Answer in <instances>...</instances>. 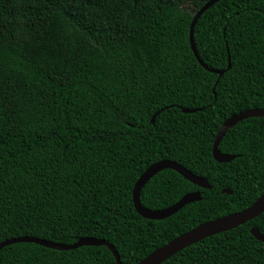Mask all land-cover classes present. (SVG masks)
Here are the masks:
<instances>
[{
	"label": "trees",
	"instance_id": "obj_1",
	"mask_svg": "<svg viewBox=\"0 0 264 264\" xmlns=\"http://www.w3.org/2000/svg\"><path fill=\"white\" fill-rule=\"evenodd\" d=\"M0 0V243L33 237L104 240L120 264L206 221L240 211L264 191V117L244 119L212 145L222 123L264 110V0ZM191 3L195 11L182 8ZM229 64V67H228ZM195 110L184 113L182 109ZM157 113V114H156ZM155 115L154 120L152 117ZM159 210L201 199L161 220L140 216L132 190ZM228 189L230 194L223 193ZM264 213L180 250L161 264H264ZM0 264H116L105 246L0 249Z\"/></svg>",
	"mask_w": 264,
	"mask_h": 264
},
{
	"label": "water",
	"instance_id": "obj_2",
	"mask_svg": "<svg viewBox=\"0 0 264 264\" xmlns=\"http://www.w3.org/2000/svg\"><path fill=\"white\" fill-rule=\"evenodd\" d=\"M218 1L220 0H207L200 7V9L195 13L192 19L191 25H190L189 41H190L191 50L195 58L199 62V64L205 70L210 71L212 73H216L218 74V76H220L223 73V71L208 68L200 60L195 50L194 43H193V28H194L196 21L203 14L204 11H206L208 8H210L212 5H214ZM228 67H229V64H228ZM182 111L184 113H191L195 110L183 108ZM154 117L155 115L152 117V121L154 120ZM253 117H264V110L258 109V108L247 109L237 114L231 115L222 123V125L220 126L215 136V139L212 145V156L215 161L219 163H224V162H229L234 158V156L230 154H224L219 151L218 149L219 142L223 138V136L225 135L228 129H230L235 124H237L238 122L244 119L253 118ZM164 169H171V170L176 171L183 178H185L192 184L196 185L197 187L204 188V189L211 188V186L208 184L206 179L192 174L190 171L180 166L179 164L173 161H170V160L157 161L151 164L146 170H144V172L136 180L133 190H132V201H133L134 208L137 211V213L144 218L153 219V220L165 219L175 214L185 205L195 202V201H199L201 199V195L199 192H191V193L184 194L176 203L166 208L159 209V210H150V209L144 208L142 204L140 203V198H139L141 188L147 183V181L150 178H152L155 174H157L158 172ZM222 192L227 193V194L231 193V191L228 189H224L222 190ZM262 213H264V191L248 207L240 211L206 221L202 224H199L191 228L190 230L168 241L166 244L154 249L147 256L141 259L137 264H161L163 261L173 256L174 254L184 249L185 247L195 242H198L206 237L236 228L256 218ZM250 233L257 240L264 242V234L260 233L257 229L251 228ZM19 242L35 243V244L44 246L46 248L60 250V251L73 250L81 246L105 245L113 254L116 264H120L119 256L111 244H109L108 242L104 240H99V239L89 238V237L79 238L76 242L71 243V244L55 243V242H50V241L33 238V237H21V238L5 240L1 242L0 249L3 248L4 246H7L13 243H19Z\"/></svg>",
	"mask_w": 264,
	"mask_h": 264
},
{
	"label": "rangeland",
	"instance_id": "obj_3",
	"mask_svg": "<svg viewBox=\"0 0 264 264\" xmlns=\"http://www.w3.org/2000/svg\"><path fill=\"white\" fill-rule=\"evenodd\" d=\"M182 8L188 11L189 13H193L195 11L194 6L190 2L183 4Z\"/></svg>",
	"mask_w": 264,
	"mask_h": 264
}]
</instances>
